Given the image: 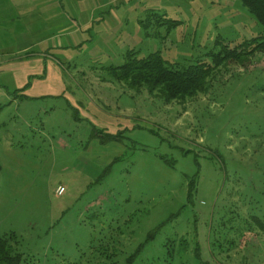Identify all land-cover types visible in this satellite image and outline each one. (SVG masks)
Instances as JSON below:
<instances>
[{"label": "rangeland", "instance_id": "374dc122", "mask_svg": "<svg viewBox=\"0 0 264 264\" xmlns=\"http://www.w3.org/2000/svg\"><path fill=\"white\" fill-rule=\"evenodd\" d=\"M22 1L62 18L66 69L50 96L0 87V235L26 264H264V51L185 102L106 71L261 41L242 0Z\"/></svg>", "mask_w": 264, "mask_h": 264}, {"label": "trees", "instance_id": "16d2710c", "mask_svg": "<svg viewBox=\"0 0 264 264\" xmlns=\"http://www.w3.org/2000/svg\"><path fill=\"white\" fill-rule=\"evenodd\" d=\"M242 3L264 29V0H242ZM263 51L264 36L261 41H246L234 48L224 45L222 50L213 54L211 62L203 61L186 67L170 65L158 53L138 57L136 52H129L122 65L110 66L106 71L113 82L124 83L138 90L144 88L152 93L157 92L167 103L185 102L207 93L219 67L230 61L245 66L255 53ZM13 96H19V91H14ZM15 239L14 234L0 235V264H26L23 254L16 251L12 244Z\"/></svg>", "mask_w": 264, "mask_h": 264}, {"label": "crops", "instance_id": "0c3cea01", "mask_svg": "<svg viewBox=\"0 0 264 264\" xmlns=\"http://www.w3.org/2000/svg\"><path fill=\"white\" fill-rule=\"evenodd\" d=\"M22 2L0 0V87L5 96L18 90L19 96L39 99L51 95L66 70L58 57L63 46L56 45L54 37H43L46 29L59 25L62 18L51 21L39 8H22ZM30 10L36 11L31 17ZM64 15L65 21L76 24Z\"/></svg>", "mask_w": 264, "mask_h": 264}, {"label": "built area", "instance_id": "2783aa9c", "mask_svg": "<svg viewBox=\"0 0 264 264\" xmlns=\"http://www.w3.org/2000/svg\"><path fill=\"white\" fill-rule=\"evenodd\" d=\"M62 191H63V189H62V188H59V189L57 190L58 195H60V194L62 193Z\"/></svg>", "mask_w": 264, "mask_h": 264}]
</instances>
